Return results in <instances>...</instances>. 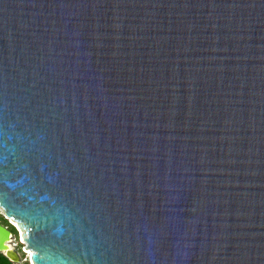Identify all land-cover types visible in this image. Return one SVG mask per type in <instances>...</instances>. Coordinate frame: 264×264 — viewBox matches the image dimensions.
<instances>
[{"label": "water", "instance_id": "1", "mask_svg": "<svg viewBox=\"0 0 264 264\" xmlns=\"http://www.w3.org/2000/svg\"><path fill=\"white\" fill-rule=\"evenodd\" d=\"M0 215L29 264H264V0H0Z\"/></svg>", "mask_w": 264, "mask_h": 264}, {"label": "rangeland", "instance_id": "2", "mask_svg": "<svg viewBox=\"0 0 264 264\" xmlns=\"http://www.w3.org/2000/svg\"><path fill=\"white\" fill-rule=\"evenodd\" d=\"M8 222V221H7ZM4 223V222H3ZM5 224V223H4ZM8 227H9V225H8ZM13 233H14V235H16L17 237H15L14 236V238L12 239V241H11V243L13 244V246H14V249L15 250H17L19 253H20V255H21V257H23L22 259H24L25 258V253L22 251V243H21V239H20V236H18L17 235V232L15 231H12ZM18 233H20L19 231H18ZM21 259V260H22ZM24 262H27L25 259H24Z\"/></svg>", "mask_w": 264, "mask_h": 264}, {"label": "trees", "instance_id": "3", "mask_svg": "<svg viewBox=\"0 0 264 264\" xmlns=\"http://www.w3.org/2000/svg\"><path fill=\"white\" fill-rule=\"evenodd\" d=\"M0 220L2 223L4 222L5 224H8L11 231H14V232L16 231L15 227L9 224L2 215H0ZM0 264H12V261L1 251H0ZM26 264H29V263L26 262Z\"/></svg>", "mask_w": 264, "mask_h": 264}, {"label": "bare ground", "instance_id": "4", "mask_svg": "<svg viewBox=\"0 0 264 264\" xmlns=\"http://www.w3.org/2000/svg\"><path fill=\"white\" fill-rule=\"evenodd\" d=\"M12 222H13V221H12ZM13 223H15V222H13ZM20 231H21V230H20ZM21 240L24 241L23 237L21 238ZM7 246L12 248L13 245H12L11 241L7 243Z\"/></svg>", "mask_w": 264, "mask_h": 264}, {"label": "flooded vegetation", "instance_id": "5", "mask_svg": "<svg viewBox=\"0 0 264 264\" xmlns=\"http://www.w3.org/2000/svg\"><path fill=\"white\" fill-rule=\"evenodd\" d=\"M17 232V231H16ZM19 233H17V235H18ZM19 236V235H18ZM15 237H17L16 235H15Z\"/></svg>", "mask_w": 264, "mask_h": 264}]
</instances>
